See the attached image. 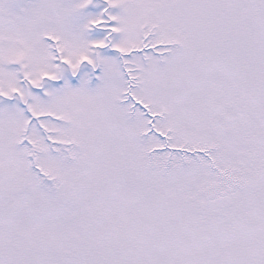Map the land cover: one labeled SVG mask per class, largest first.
<instances>
[{"label":"snow or ice","instance_id":"6c2138e0","mask_svg":"<svg viewBox=\"0 0 264 264\" xmlns=\"http://www.w3.org/2000/svg\"><path fill=\"white\" fill-rule=\"evenodd\" d=\"M0 264H264V0H0Z\"/></svg>","mask_w":264,"mask_h":264}]
</instances>
